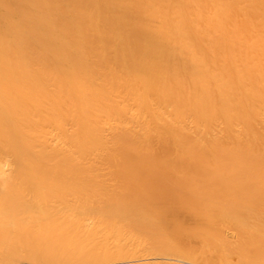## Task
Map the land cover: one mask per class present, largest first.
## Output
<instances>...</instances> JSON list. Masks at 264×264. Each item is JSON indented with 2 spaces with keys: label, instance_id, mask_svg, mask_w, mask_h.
I'll list each match as a JSON object with an SVG mask.
<instances>
[{
  "label": "bare ground",
  "instance_id": "obj_1",
  "mask_svg": "<svg viewBox=\"0 0 264 264\" xmlns=\"http://www.w3.org/2000/svg\"><path fill=\"white\" fill-rule=\"evenodd\" d=\"M0 264H264V0H0Z\"/></svg>",
  "mask_w": 264,
  "mask_h": 264
}]
</instances>
